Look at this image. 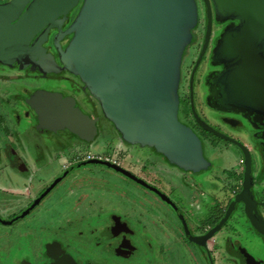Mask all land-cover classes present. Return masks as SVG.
<instances>
[{
    "label": "flooded vegetation",
    "instance_id": "1",
    "mask_svg": "<svg viewBox=\"0 0 264 264\" xmlns=\"http://www.w3.org/2000/svg\"><path fill=\"white\" fill-rule=\"evenodd\" d=\"M33 1L8 14L15 19L11 27ZM13 2L0 0V6ZM84 2L37 30L25 57L0 62V228L23 222L29 227L35 220L41 228L50 227L38 239L35 234L10 239L0 231V249L23 250L17 264H186L183 253L194 264H264V235L252 222H264V35L253 32L247 38L243 20L220 12L214 0H194L198 17L182 51L175 98L178 121L201 142L202 162L180 165L155 146L127 141L74 69L63 63L61 52L74 38L69 31ZM43 92L73 99L96 122L92 143L39 123L29 101ZM102 134L113 155L92 149L66 156L72 146L63 148L65 142L81 147L100 142ZM27 136L37 156L30 166L17 162L28 150ZM41 136L53 145L50 150L42 147ZM116 138L118 143L112 141ZM65 158L70 160L63 164ZM91 160L108 164L73 169ZM93 166L143 192L82 171L80 177L89 178L66 189L74 203L63 210L53 204L73 174ZM246 186L249 214L240 201L212 238L193 242L191 237L202 239L222 222Z\"/></svg>",
    "mask_w": 264,
    "mask_h": 264
},
{
    "label": "water",
    "instance_id": "2",
    "mask_svg": "<svg viewBox=\"0 0 264 264\" xmlns=\"http://www.w3.org/2000/svg\"><path fill=\"white\" fill-rule=\"evenodd\" d=\"M28 1L14 0L10 6H0L2 63H10L22 54L25 57L37 30L66 15L79 2L34 0L18 24L11 27L9 22L15 19L8 14L16 15L15 11ZM214 1L220 12L243 20L244 36L249 38L253 32L264 35V0ZM197 17L194 0H85L69 31L74 32V38L61 52L65 66L74 69L127 141L155 146L169 154L174 163L193 167L202 162V145L178 121L175 93L182 51ZM29 104L39 123L48 130L68 129L89 142L95 139L96 122L76 108L73 99L43 92ZM90 164L108 163L91 160L73 169ZM248 196L246 186L214 230L202 239L191 240L198 243L212 238L240 201L247 204L249 214ZM252 222L264 235V222L258 223L254 218Z\"/></svg>",
    "mask_w": 264,
    "mask_h": 264
},
{
    "label": "rangeland",
    "instance_id": "3",
    "mask_svg": "<svg viewBox=\"0 0 264 264\" xmlns=\"http://www.w3.org/2000/svg\"><path fill=\"white\" fill-rule=\"evenodd\" d=\"M185 60H186V56H185ZM185 62V61H184ZM183 66V65H182ZM183 67H185V66H183ZM103 132V131H102ZM104 134H102V136H101V139H100V142L98 143V142H94L93 144H90V143H87V142H82L83 143V145H81V147L80 146H76V145H73L72 143H69V142H65V144H63V148H65V147H69V146H72V148L70 149V152L68 153V154H66V156H70L71 155V153L72 154H79V155H83L84 154V152H88V150H92V152H94V153H97V155H106V153L107 152H110V155H113L114 154V150H111V149H109V147H106L107 145H108V142L106 141V137H104L103 136ZM29 136V135H28ZM27 136V137H28ZM44 136H41V139L42 140H46V143H42L43 145H42V147H46V149L45 150H50L52 147H53V145L51 144H49V142H48V138L46 139V138H43ZM108 139H112L111 138V136H109V138ZM72 140V139H71ZM113 142H116V143H118L119 141H118V139L116 138V139H114V140H112ZM54 143V147H56L55 145H56V138H54V141H53ZM73 142H75V141H73ZM92 143V142H91ZM31 144H32V140H31V137H28V139L27 138H25V141L23 140V145L26 147V148H28V150H27V152H25V154H22V156H20V157H22L21 158V160H17V162H21L22 164H25V165H28V166H30L31 164H33L35 161L34 160H37V156L35 155V153H34V150H33V148L31 147ZM47 144V145H46ZM32 148V149H31ZM31 150V156L29 155L30 154V151ZM46 151V152H47ZM19 153V152H18ZM210 151H207L206 152V156H207V158L208 159H210L211 158V155H210ZM20 154V153H19ZM46 154V153H45ZM88 153H85V155L84 156H86ZM29 155V156H28ZM47 158V157H46ZM45 160H47V159H45ZM69 161L70 159H64L63 161H62V163L63 164H65L66 163V161ZM24 166V165H23ZM200 168H202V166L200 167ZM203 168H205V166L203 165ZM82 171H84L85 172V174H89L90 172L91 173H93V174H97V175H95V178H99V179H102V176H107L109 179L107 180L109 183H113L114 185H118L117 183L119 182L122 186H123V184H125V185H127L131 190H133L134 192H136V193H142L143 191L140 189V188H138V187H135V186H133V185H131V184H129V183H127L125 180H123V178L122 177H120L118 174H116V173H112V172H109V171H107V170H105V169H103V168H100V167H96V166H93V167H91V168H85V169H82V170H78L75 174H73L70 178H69V180L66 182V184H65V186L61 189V190H59L58 191V195H57V197H55L52 201H53V204H55L59 209H66L67 208V206H71L74 202H73V198H71L70 197V195H71V193H67L66 192V189L71 185V184H73V183H81L82 182V180H84V179H86V178H89L88 176H90V175H87V177H84L83 179L80 177V174H81V172ZM98 174H100V175H98ZM94 191H92V193H93ZM145 194V193H144ZM145 195H147L148 197H149V199L150 198H152V197H150V194H148V193H146ZM114 197V201L116 200V197L115 196H113ZM131 196H128V198H130ZM66 198H68V200L66 199ZM113 199V198H112ZM113 201V205H115L116 206V201L114 202ZM153 201H156L155 200V198L153 199ZM73 202V203H72ZM110 206H113V205H111V204H109ZM119 206V205H118ZM167 212V211H166ZM47 216H48V221H50V215L49 214H47ZM35 222V224L34 225H31V226H27V223H25V225L23 224V223H21L20 225H18L17 227H14V228H10V229H8V228H0V231L1 232H4L5 233V235L8 237V238H13V239H15L16 238V240H21V239H23L25 236H29V235H32V234H35L36 235V238L38 239V237H41L42 236V234H43V232L44 231H47L50 227L49 226H47L45 229L44 228H41L40 226H39V224L41 223V222H39L38 220H35L34 221ZM64 223H65V221H64ZM26 238V237H25ZM19 248H23V245H21V246H18ZM259 247V246H258ZM259 249H261V248H259ZM262 250H263V252H264V249L262 248ZM35 251H37L36 249H35ZM22 254H24V252H23V250H18V249H0V260H2L3 262H5L6 264H17L18 262H17V260L19 259V258H21L22 257ZM185 255H186V259L184 260L185 262H186V264H194V262H192V256L190 255V254H188V253H183V256L185 257ZM190 255V256H189Z\"/></svg>",
    "mask_w": 264,
    "mask_h": 264
}]
</instances>
